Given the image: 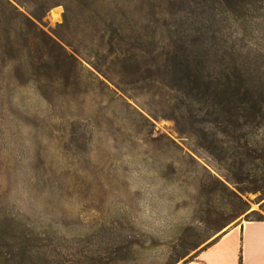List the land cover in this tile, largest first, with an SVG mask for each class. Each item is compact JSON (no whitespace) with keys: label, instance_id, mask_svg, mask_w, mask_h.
Listing matches in <instances>:
<instances>
[{"label":"rangeland","instance_id":"obj_1","mask_svg":"<svg viewBox=\"0 0 264 264\" xmlns=\"http://www.w3.org/2000/svg\"><path fill=\"white\" fill-rule=\"evenodd\" d=\"M10 1L21 12L0 45V264H184L259 216L260 191L199 144L189 114H167L175 99L144 65L133 77L119 59L129 35L160 36L165 18L194 32L211 15L203 0H51L40 18L41 0ZM217 18L262 155L264 0L222 1ZM27 27L56 40L69 66L33 57ZM248 160L264 170V155Z\"/></svg>","mask_w":264,"mask_h":264},{"label":"trees","instance_id":"obj_2","mask_svg":"<svg viewBox=\"0 0 264 264\" xmlns=\"http://www.w3.org/2000/svg\"><path fill=\"white\" fill-rule=\"evenodd\" d=\"M203 1L211 15L206 22L194 24V32L182 33L173 27L175 21L165 18L159 32L160 36L156 33L158 28H154L150 33L138 31L129 35L130 46L126 49V54L119 59L123 69L133 77L144 65L152 74L148 76L153 77L172 93L175 103L167 114L176 118L179 124L180 122L182 124V118L189 114L199 144L216 159L227 163L229 168L238 167V171L235 172L237 178L248 182V189L260 191L257 199L260 207L251 209V212L259 216L251 219H264V214L259 212L264 210V170L252 174L246 168L248 158H259L264 154H257L253 147H249L251 142L259 140L256 139L254 131H247L243 127L248 120L249 107L243 100L242 78L237 65L232 61L224 63L226 52L223 50L221 52L217 12L222 1L231 3L233 0ZM51 4H53L51 0H41L39 2L41 13L34 15L40 18ZM11 10L21 12L10 0H0L1 47L5 44L4 36L7 31L4 21L11 16ZM28 19L31 24L36 25L30 17ZM111 23L109 21L108 25ZM35 29L32 27L25 29L33 33V43L36 47L33 57L36 56L48 66L61 70L69 66L70 59L62 49L59 51L58 42L56 40L49 42V39L41 34V30ZM255 106L251 112L254 114L253 120L259 115V108ZM221 119L225 123L221 128L223 137L220 138L218 132ZM242 203L244 208H251L247 200L242 199Z\"/></svg>","mask_w":264,"mask_h":264},{"label":"crops","instance_id":"obj_3","mask_svg":"<svg viewBox=\"0 0 264 264\" xmlns=\"http://www.w3.org/2000/svg\"><path fill=\"white\" fill-rule=\"evenodd\" d=\"M184 264H264V219L232 225Z\"/></svg>","mask_w":264,"mask_h":264}]
</instances>
